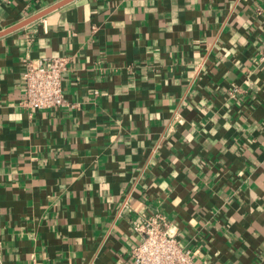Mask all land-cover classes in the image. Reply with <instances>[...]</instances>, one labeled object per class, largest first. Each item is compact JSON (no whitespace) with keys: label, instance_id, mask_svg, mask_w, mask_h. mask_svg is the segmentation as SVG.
<instances>
[{"label":"crops","instance_id":"obj_1","mask_svg":"<svg viewBox=\"0 0 264 264\" xmlns=\"http://www.w3.org/2000/svg\"><path fill=\"white\" fill-rule=\"evenodd\" d=\"M57 1L0 0V31ZM263 54L264 0H73L1 36L0 263L134 264L161 213L198 264H264ZM28 55L69 57L66 105H21Z\"/></svg>","mask_w":264,"mask_h":264},{"label":"built area","instance_id":"obj_2","mask_svg":"<svg viewBox=\"0 0 264 264\" xmlns=\"http://www.w3.org/2000/svg\"><path fill=\"white\" fill-rule=\"evenodd\" d=\"M264 61V54L261 56ZM66 55L27 56L25 59L24 96L21 105L34 109H56L66 105L64 73L68 69ZM130 210L127 202L124 212ZM168 218L161 213H142L133 221V228L141 235L130 254L134 264H198L194 252L184 245L170 229ZM3 245L0 241V262ZM2 264V263H0Z\"/></svg>","mask_w":264,"mask_h":264},{"label":"water","instance_id":"obj_3","mask_svg":"<svg viewBox=\"0 0 264 264\" xmlns=\"http://www.w3.org/2000/svg\"><path fill=\"white\" fill-rule=\"evenodd\" d=\"M71 1H73V0H58L54 4L44 8L42 10H40L39 12H37V13L31 15V16H29L28 18L22 20L21 22L15 24L13 26H10L9 28H6L4 30H1L0 31V37L5 35V34H8V33L12 32V31H14V30H17V29H19V28H21V27H23V26H25L27 24H30V23L38 20L39 18H42V17L46 16L47 14L55 11L56 9L64 6L65 4H67V3L71 2Z\"/></svg>","mask_w":264,"mask_h":264}]
</instances>
